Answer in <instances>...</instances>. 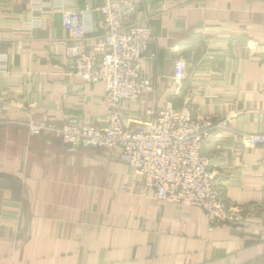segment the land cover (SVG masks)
I'll return each instance as SVG.
<instances>
[{
    "label": "crops",
    "instance_id": "obj_1",
    "mask_svg": "<svg viewBox=\"0 0 264 264\" xmlns=\"http://www.w3.org/2000/svg\"><path fill=\"white\" fill-rule=\"evenodd\" d=\"M106 0H0V264H251L264 258V145L244 150L241 133L264 135V0H131L154 31L143 57L153 86L122 118L153 119L168 101L189 102L226 129L205 144L214 179L250 227L210 224L202 209L162 205L119 148L85 149L31 136L26 123L68 117L104 123L106 84L72 73L68 46L104 35ZM75 42L63 10L86 11ZM186 78L173 79L175 59ZM134 126L133 124H130ZM136 182L135 194L123 187ZM264 264V263H262Z\"/></svg>",
    "mask_w": 264,
    "mask_h": 264
},
{
    "label": "built area",
    "instance_id": "obj_2",
    "mask_svg": "<svg viewBox=\"0 0 264 264\" xmlns=\"http://www.w3.org/2000/svg\"><path fill=\"white\" fill-rule=\"evenodd\" d=\"M87 12H61L62 25L75 42L86 38ZM100 12L104 17L102 39L90 46V52L69 45L68 56L75 76L86 83L106 84L107 120L84 123L71 116L60 125L31 120L25 125L29 134L53 136L85 149L119 148L121 162L142 176V184L155 191L157 202L202 209L210 231L223 225L250 227L247 209L228 201L214 179L211 160L202 153L203 146L226 129L222 122L199 118L189 102L176 106L168 101L153 119L125 124L124 101L138 103L144 93L153 90L143 70V57L155 39L154 31L147 21L136 20L137 5L131 0H106ZM187 67L184 57L175 59L173 79L177 84L186 78ZM239 137L244 150L264 145V135L241 133ZM123 192L135 194L136 182L124 186Z\"/></svg>",
    "mask_w": 264,
    "mask_h": 264
},
{
    "label": "water",
    "instance_id": "obj_3",
    "mask_svg": "<svg viewBox=\"0 0 264 264\" xmlns=\"http://www.w3.org/2000/svg\"><path fill=\"white\" fill-rule=\"evenodd\" d=\"M0 178H10V175L5 174V173H0ZM264 263V258L259 259L258 261L251 263V264H262Z\"/></svg>",
    "mask_w": 264,
    "mask_h": 264
}]
</instances>
